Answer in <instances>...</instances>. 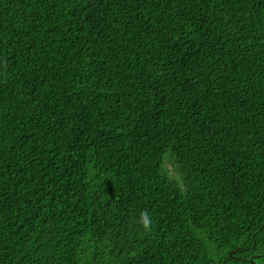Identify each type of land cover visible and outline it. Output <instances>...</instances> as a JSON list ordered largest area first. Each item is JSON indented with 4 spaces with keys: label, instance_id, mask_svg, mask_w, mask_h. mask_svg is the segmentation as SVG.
<instances>
[{
    "label": "trees",
    "instance_id": "16d2710c",
    "mask_svg": "<svg viewBox=\"0 0 264 264\" xmlns=\"http://www.w3.org/2000/svg\"><path fill=\"white\" fill-rule=\"evenodd\" d=\"M253 262L264 0H0V264Z\"/></svg>",
    "mask_w": 264,
    "mask_h": 264
},
{
    "label": "clouds",
    "instance_id": "9594fccd",
    "mask_svg": "<svg viewBox=\"0 0 264 264\" xmlns=\"http://www.w3.org/2000/svg\"><path fill=\"white\" fill-rule=\"evenodd\" d=\"M140 223L147 228L149 226V217L148 214L146 212H141L140 214Z\"/></svg>",
    "mask_w": 264,
    "mask_h": 264
},
{
    "label": "rangeland",
    "instance_id": "374dc122",
    "mask_svg": "<svg viewBox=\"0 0 264 264\" xmlns=\"http://www.w3.org/2000/svg\"><path fill=\"white\" fill-rule=\"evenodd\" d=\"M166 168H168L171 173H174L173 165L171 164V162L169 160H167V162H166ZM174 174H176V173H174Z\"/></svg>",
    "mask_w": 264,
    "mask_h": 264
},
{
    "label": "water",
    "instance_id": "95a60500",
    "mask_svg": "<svg viewBox=\"0 0 264 264\" xmlns=\"http://www.w3.org/2000/svg\"><path fill=\"white\" fill-rule=\"evenodd\" d=\"M232 253H230V255H231ZM253 264H254V262H253Z\"/></svg>",
    "mask_w": 264,
    "mask_h": 264
}]
</instances>
